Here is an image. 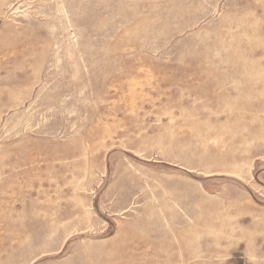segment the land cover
Returning <instances> with one entry per match:
<instances>
[{"label":"rangeland","instance_id":"rangeland-1","mask_svg":"<svg viewBox=\"0 0 264 264\" xmlns=\"http://www.w3.org/2000/svg\"><path fill=\"white\" fill-rule=\"evenodd\" d=\"M0 264H264V0H0Z\"/></svg>","mask_w":264,"mask_h":264}]
</instances>
